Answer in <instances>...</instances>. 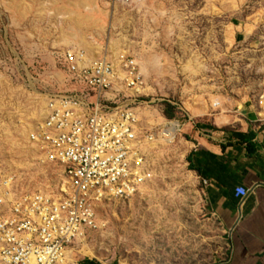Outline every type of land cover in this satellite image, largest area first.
<instances>
[{
	"label": "rangeland",
	"instance_id": "obj_1",
	"mask_svg": "<svg viewBox=\"0 0 264 264\" xmlns=\"http://www.w3.org/2000/svg\"><path fill=\"white\" fill-rule=\"evenodd\" d=\"M76 50L87 59L136 57L145 87L136 100L125 90L124 104L145 129L164 119L182 129L174 143L152 145L151 179L138 194L100 207L99 228L76 247L73 264L226 260L229 232L190 155L202 126L238 128L246 105L264 117V0H0V164L22 194L60 184L59 169L21 144L47 98L83 88L65 56Z\"/></svg>",
	"mask_w": 264,
	"mask_h": 264
},
{
	"label": "built area",
	"instance_id": "obj_2",
	"mask_svg": "<svg viewBox=\"0 0 264 264\" xmlns=\"http://www.w3.org/2000/svg\"><path fill=\"white\" fill-rule=\"evenodd\" d=\"M83 53L65 55L83 88L49 98L45 118L31 136L42 163L59 169V186L22 194L16 178H4L0 168V186L16 185L0 196V264H68L86 235L98 229L100 203L129 199L146 186L152 144H163L162 130L172 126L164 119L145 129L138 111L124 104L125 90L136 100L145 87L136 57L123 52L86 63Z\"/></svg>",
	"mask_w": 264,
	"mask_h": 264
},
{
	"label": "crops",
	"instance_id": "obj_3",
	"mask_svg": "<svg viewBox=\"0 0 264 264\" xmlns=\"http://www.w3.org/2000/svg\"><path fill=\"white\" fill-rule=\"evenodd\" d=\"M254 105L244 125L195 130L190 163L204 183L212 213L229 232L230 250L219 264H264V117ZM193 129V127H192ZM79 264H104L87 258Z\"/></svg>",
	"mask_w": 264,
	"mask_h": 264
},
{
	"label": "bare ground",
	"instance_id": "obj_4",
	"mask_svg": "<svg viewBox=\"0 0 264 264\" xmlns=\"http://www.w3.org/2000/svg\"><path fill=\"white\" fill-rule=\"evenodd\" d=\"M123 52H126V51H121V52H117V53H115V55L114 54H112L113 56L112 57H115L116 58V56H118L119 55V53H123ZM83 57H84V55H83ZM97 56H95V57H91V58H89V59H87V58H83L84 59V61L87 63V62H89L92 58H96ZM141 66V65H140ZM51 98V97H50ZM48 99L49 98H47L46 100H45V103H44V106H43V113H42V116H41V118L40 119H38V120H36V121H34V122H32L31 124V126H33V127H31V129H30V131L28 132V134H27V136L26 137H23V139H22V141L24 142L23 143V145L21 144V148H23L25 151H28V152H31L32 153V151H36L37 152V156L34 158V159H36V158H42L43 160H44V155H42L41 154V152L39 151V149L35 146V144L33 143V142H31V136L35 133V131L37 130V126H38V124H40V123H42L43 122V120H44V118H45V115H46V112L48 111V107H49V104H48ZM180 124V122L179 121H173V123H172V126L170 127V128H168V129H163L162 130V134L164 135V137L163 136H161V138H159V140L163 143V142H167L168 144H171V143H174L175 142V139H176V136L177 135H179V133H176L178 130H180V129H182V126H180L179 125ZM33 128V129H32ZM175 133H176V136H175V138H173L174 136L173 135H175ZM168 134H169V136H168ZM32 144V146H30V145ZM29 145V146H28ZM151 145V144H150ZM152 145H154V146H158L157 145V142H155L154 144H152ZM16 158V157H15ZM34 159H30V161L32 160V161H34ZM12 161L13 162H15V164H17V165H21L22 163H24V162H20V161H18V160H13L12 159ZM45 161V160H44ZM43 162V161H42ZM43 164V163H42ZM43 165H45V164H43ZM0 168H2V170L4 171V178L5 177H7V176H9V177H13V176H11L12 174H9V173H5L6 171H7V169H5V167H4V164H0ZM14 175V174H13ZM14 177H15V175H14ZM60 177H61V174H60ZM16 178V177H15ZM19 179V178H18ZM16 184H17V182H15ZM15 183H14V186H8V187H4V189L2 188V186H0V196H2L3 198H5V192H6V190H7V188H11V187H16V185H15ZM46 189H48V188H46ZM46 189H41V190H46ZM48 190H51V189H48ZM116 199H118V198H116ZM116 199H112V200H116ZM111 201V200H110ZM108 202V201H107ZM106 203V202H105ZM104 204V203H103ZM103 204H101L100 203V205L102 206ZM100 206V207H101ZM100 207H99V209H100ZM97 224H98V228H99V211H98V213H97ZM75 253V251H73L72 253H71V255L69 256V258H68V264H73L74 262H72L73 261V257H72V255ZM72 259V260H71ZM75 264H77V262L75 261Z\"/></svg>",
	"mask_w": 264,
	"mask_h": 264
},
{
	"label": "trees",
	"instance_id": "obj_5",
	"mask_svg": "<svg viewBox=\"0 0 264 264\" xmlns=\"http://www.w3.org/2000/svg\"><path fill=\"white\" fill-rule=\"evenodd\" d=\"M192 166V165H191ZM193 167V166H192ZM194 168V167H193Z\"/></svg>",
	"mask_w": 264,
	"mask_h": 264
}]
</instances>
